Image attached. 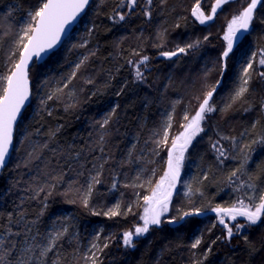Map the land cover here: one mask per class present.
<instances>
[{
	"label": "trees",
	"instance_id": "obj_1",
	"mask_svg": "<svg viewBox=\"0 0 264 264\" xmlns=\"http://www.w3.org/2000/svg\"><path fill=\"white\" fill-rule=\"evenodd\" d=\"M193 1L196 0H165V3L161 4L160 0H156L149 20L142 15L141 7L138 6L123 23H114L108 17L114 14V10L122 12V8H117L119 0H104L103 3L101 0H91L86 13L63 45L44 63H34L30 68L29 79L31 89L34 90L33 96L16 126L14 144L19 143L22 132L28 137L29 134L35 133L36 129L41 131L39 135H31L29 145L24 143L23 147L17 148L19 151H12L7 167L0 174V212L6 214L24 210L28 220L36 219L42 207L44 193L31 200L28 197L32 193L25 192L24 189L29 183H36L33 177H37L39 182L45 180L46 177L42 174L44 171H64V180L52 189V194L46 201L47 210L39 218L37 225L39 231L45 233L54 228L60 220L65 221L66 214H69L65 223L68 224L69 235L60 241L55 252L49 253L47 264H52V259L57 254L61 256L62 264H89L84 257L91 255L89 249L93 242L101 246L105 242L108 243L102 253H97L102 264H194V261L200 260L203 264H264L262 223L250 227L247 235H234L230 242L223 240L222 243L221 239L217 240V237H220L219 227L214 220L217 215L190 217L175 227H170L168 223L173 217L194 208L210 211L217 206L230 208L239 199L248 202L243 189L240 192L234 191L240 181L234 180L232 184L227 181L237 161L226 160L221 163L217 159L213 144L221 135L235 136L241 142L264 136V113L260 107L264 101V79L257 74L264 71V66L259 65V54L264 52V23H261V20H264V5H259L255 10V19L250 31L246 32L226 59L227 68L212 101L216 110L206 114V119L202 121L204 130L185 151L178 187L169 202L168 212L161 217L160 227L152 225L146 237L135 240L134 247L129 250L124 249L119 240L123 232L143 224L141 216L144 202L139 197L146 194L151 196L163 176L171 140L184 131L181 125L188 122L183 119L185 112L189 119L194 116L204 93L219 80L220 57L225 49L222 48L223 42L219 35L209 33L207 40L203 39L198 46L188 49L186 53H178L171 59L162 57L152 61L161 51H173L177 48H168L169 36L174 39L176 36L182 37L179 42L186 38L187 43L182 44L184 47L191 43L190 38L196 30L202 32L203 28H213V23L217 22L226 5H235L236 14L248 5V0H229L221 7L212 23L201 25L194 20L191 10L188 9H193L200 0ZM213 2L215 0H203L200 9L204 8L208 13ZM36 6L38 0H0V75L6 74L17 61L22 47H17L15 43V31L23 18L28 21L27 12L34 10ZM230 12L231 15L234 14V11L230 10L227 15ZM224 20L225 18H222L221 21ZM84 23L91 24L93 29L91 35L88 33V27L84 30L88 44L81 47L74 41L73 46L68 48L70 38L78 34V27L84 26ZM158 33H163L164 38L160 39ZM160 44L164 46H153ZM251 46L258 55L253 60L254 71L250 70L253 75L248 92L233 102L231 97L241 83L242 72L237 57ZM134 51L139 55H134ZM12 52L13 59L8 60ZM92 52L95 55H91ZM80 55L87 56L88 59L77 70V75L71 80L73 82L69 87L64 88L65 95L60 99L47 101V104L42 106L41 99L46 100L49 93L63 88L65 79H68L76 64L80 62ZM140 56L149 57L147 65L150 70L144 75L143 82L135 79L132 65L128 63L129 60L135 61ZM76 80L78 82H75ZM87 80L93 82L86 83ZM151 90L154 95L150 94L153 93ZM70 91L75 93L74 97L67 95ZM72 103L76 106L66 110L65 105ZM229 104L231 107L226 108ZM114 107L116 113L107 126L109 135L105 145V154L111 155L112 159L104 166L100 176L102 182L95 185L89 206L85 208L75 191H68L67 195L65 192L72 181H76L74 187L86 190L88 178L95 174L90 172L92 160L101 156L98 149L88 151V145L96 140L102 131L95 122L101 120ZM49 111L52 115H48ZM166 113L172 117L169 139L166 145L162 144L157 148L154 141L163 137ZM257 121L259 123L256 128L252 129V124ZM57 127L61 130L56 134L55 142L50 143L48 149L41 150L37 147L41 159L33 161L25 168L23 162L27 152L32 150L33 145L47 141L48 137L44 133ZM155 133L159 135H154ZM241 133L246 135L241 137ZM221 143L231 148V141ZM69 144L74 145L77 151L84 150L80 163H74V170H69L63 157H54L50 150L58 146L66 149ZM133 144L136 145L133 155L140 159L131 165L121 166L120 162L128 158V150ZM154 151H158L159 155H155ZM17 164L21 166L17 168ZM80 164L84 167L81 168ZM257 165H260V168ZM141 169V179L136 181L135 177ZM153 169L155 174L152 176ZM262 169L264 148L257 147L249 171L259 175ZM79 172L84 174L78 175ZM149 179L153 186L148 192V186L145 188V185ZM241 179L247 180V177ZM114 180L117 185L115 188L112 187ZM132 183L142 186L125 187V184ZM13 184L17 186L9 192L8 189ZM257 184L264 189V179L257 181ZM22 198L24 203L21 205ZM71 200L76 202H68ZM116 202L119 203L118 211L121 214L112 217L103 215L110 208H114ZM93 210L101 214L92 215ZM54 221L57 222L54 224ZM4 222V219H0V223ZM13 228L18 230L15 225ZM97 233L100 234L99 240H96ZM245 236L248 238L247 243ZM197 238H200L202 243L198 248L192 249L191 244ZM9 239L19 242L23 238L15 236ZM213 241L216 243L212 244ZM209 245L211 252L207 259H204L203 254ZM250 248L256 249L254 254Z\"/></svg>",
	"mask_w": 264,
	"mask_h": 264
},
{
	"label": "snow or ice",
	"instance_id": "obj_2",
	"mask_svg": "<svg viewBox=\"0 0 264 264\" xmlns=\"http://www.w3.org/2000/svg\"><path fill=\"white\" fill-rule=\"evenodd\" d=\"M90 0H38V6L34 10L27 12L28 22L21 29L23 35L17 40V44L22 47L20 51L19 59L14 65L8 70L6 74L0 75V169L6 166L8 156L14 145V125L18 120L19 114H21L22 108L25 106L26 101L29 100V81H28V67L29 61L32 58L39 57L40 54L47 49H51L57 41L60 39V34L65 30V26L69 25L74 21L81 13L86 10L87 5ZM104 0H101L103 3ZM229 0H216L211 8V13L206 15L205 12L200 10V5H197L192 9V15L201 24H205L207 21L213 19L214 14L217 9L221 8L224 4L228 3ZM160 3H165V0H160ZM153 4V0H143V4L140 0H119L117 8H126L127 11L120 12L115 11L114 14L109 16L108 19L112 20L114 23L122 22L132 14L136 7H142V15L145 17L151 16L150 6ZM258 5H264V0H250L247 7L240 12L239 15L233 16L231 21L228 23L227 31L223 37L227 41L225 50L222 52L220 61V73L223 75L226 71V59L233 49L234 41L238 38V33L241 31H250L251 24L255 19V10ZM264 23V20H261ZM93 32L92 28L88 29L89 35ZM160 39L164 38L163 33H158ZM208 37L205 36L204 40ZM27 40V43L24 41ZM85 43H87L85 41ZM200 41L194 43H189L184 47L177 46L173 51H161L159 55L166 59H171L177 56L178 53H186L188 49H192L198 46ZM81 47L84 45L81 44ZM154 47H163V44L153 45ZM95 55L94 52L90 53ZM134 55H139L135 52ZM258 54L256 52L252 53V57L255 58ZM261 58L259 59V65L264 66V52L259 54ZM13 56L10 54L8 60H12ZM88 59L87 56L84 57L78 64H76L75 69L72 71L71 75L68 77L67 82L64 84L63 88H57L55 91L47 95V99H41V105H46L47 101L54 99H60L65 95L64 88H68L71 80L76 77L77 70L85 63ZM149 60L148 56H142L138 61L129 60L128 63L133 65L135 72V79L137 81L143 82L145 77L141 70L142 67H146V62ZM254 71L253 61L250 59L247 62V66L243 68L242 75L240 77L241 83L237 90L232 95L231 99L233 102L239 100L241 97L248 92V85L252 78ZM261 79H264V71L257 73ZM92 80H87L86 83H92ZM221 83L217 80L215 84L210 86V90L204 93L202 101L199 103V107L195 112V115L189 119L187 112L183 119L188 121L186 124L181 125L184 131H182L178 136L172 138L171 147L167 149V169L164 171L163 176L157 182L156 187L153 189L151 196H144L143 199L148 207L144 209V215L141 216L143 220L142 226H136L133 231H125L122 235V244L125 247H134V237H139L149 232L150 225L159 226L162 223L161 217L164 213L169 210V202L172 196V189L176 187L177 182L180 178V170L185 160V151L188 149L189 145L192 144L193 140L204 130L202 127V121L206 119L207 113H212L215 111V107L212 103L214 93L217 90V86ZM69 97H74L75 93L70 91L67 93ZM119 95V93H117ZM76 104H66V110L71 107H75ZM231 107V105H226ZM261 112L264 113V101L261 102ZM174 110V109H173ZM225 109H221L224 111ZM246 111L248 109H245ZM116 113V108H112L111 111L99 120L95 124L98 125L100 132L98 138L88 145V151L93 152L99 150L101 156L94 157L92 160V169L90 172H94V175H90L87 182L86 190L80 187H74L76 181L69 183V189L66 190L65 195L68 191H75L80 199L81 203L85 208L89 206V200L93 194L95 185L100 184L101 173L104 166L109 163L112 159L111 155L105 154V145L107 143V136L109 135L108 127L110 121ZM48 115H52L51 111ZM171 115H169L168 122L163 129L162 139H157L154 141L157 148L162 144L166 145L169 139L168 129L171 127ZM259 121L252 124V129H255ZM60 127L55 129H49L47 133H44L48 137L47 141L39 145H33L32 150L28 151L23 162L25 168L29 167L33 161L40 160L41 156L37 152V147L41 150L48 149L50 143H54L56 139V134L60 132ZM40 129L35 130V135L40 134ZM25 139H30L31 135ZM154 135H159L155 133ZM246 133H241L240 136L244 137ZM231 141V148L226 147L221 142ZM25 141H21L24 143ZM136 145L133 144L128 150L127 159L120 162L121 166L128 164L131 165L137 162V157H134L133 150ZM257 147L264 148V136H260L255 139H250L241 142L235 136L229 137L221 135L220 139L213 144V148L217 153V159L223 163L226 160L237 161L236 166L230 171L227 181L229 184L234 183V180H239V184L234 188V191L240 192L244 190V196L246 197L248 203H245L244 199H239L230 208H221L217 206L213 208L212 211L217 213V220L220 225L226 230L223 239L226 241L231 240L234 235L241 234V230L248 227L257 225L258 223L264 222V189H261L257 181L264 179V169L261 170L259 175L249 171V165L252 161L253 155ZM53 156H61L64 159L65 165H67L69 170H74V163H80V157L82 156L84 150H75V146L69 144L67 148H51L50 149ZM17 151H19L17 149ZM234 153V154H230ZM155 155H159L158 151H154ZM50 163V162H49ZM21 165L17 164L16 167L19 168ZM83 168L84 165L80 164ZM260 168V165H257ZM45 168H48V163L45 164ZM141 169L137 176L136 181L141 179ZM46 179L42 182L38 181L37 177H33V181L36 183H29V185L24 189L25 192H31L32 195L28 199L35 200L44 193L43 200H41L42 207L40 209L39 215L34 220H28L27 213L24 210H17L14 212H7L6 214L0 212V219H4L6 222L0 223V264H47V258L49 253L56 251L60 241L65 239L69 235V228L65 224L60 227H54L51 230L41 233L37 227L39 223V218L42 217L47 210L46 201L52 194V189H54L58 184H60L65 177L63 170L56 172L55 169H50L42 173ZM78 175H83V172L77 173ZM153 174H155V169H153ZM247 177V180L241 179V177ZM150 182V179H149ZM17 185L13 184L8 189L10 192L12 188ZM116 182L113 181L112 187L115 188ZM141 184L132 183L125 184V187H138ZM190 187V185H189ZM75 203V200L68 201ZM24 203V199H21V205ZM238 204V206H237ZM119 203L115 205L114 208H110L108 211L104 212L105 216H116L121 214L119 211ZM129 211L131 209L129 208ZM101 213L93 210L92 215H99ZM126 215V213H124ZM203 209L194 208L192 211L183 212L178 217H173L168 223H175L177 220H183L187 216L192 215H202ZM227 217V220L225 219ZM238 217H242L245 223H235L230 226L228 221H237ZM59 220V218H57ZM57 221H54L55 224ZM13 225L16 226L18 230H14ZM216 225L214 224L213 227ZM235 229V231H234ZM20 236L22 241H16L14 239H9V237ZM100 239V234H96V240ZM221 237H217V240ZM245 242H248V238L244 237ZM202 243L200 238H197L194 243L191 244L192 249L198 248ZM213 241L212 244H215ZM108 247V243L105 242L102 246L98 243L93 242L90 246L89 251L91 255H85L84 259L89 262V264H102L101 258L97 253H102L105 248ZM250 251L254 254L256 249L250 248ZM211 252V245L204 252V259ZM52 264H62V259L59 254L52 259ZM194 264H203V261H194Z\"/></svg>",
	"mask_w": 264,
	"mask_h": 264
},
{
	"label": "rangeland",
	"instance_id": "obj_3",
	"mask_svg": "<svg viewBox=\"0 0 264 264\" xmlns=\"http://www.w3.org/2000/svg\"><path fill=\"white\" fill-rule=\"evenodd\" d=\"M140 3L141 4H143V0H140ZM155 3H156V0H153V4L150 6V10L152 11V9H153V7H154V5H155ZM214 3V2H213ZM213 3L211 4V6H210V8H209V10H208V13H206L205 12V9L204 8H202V9H200L201 11H203V12H205V14L206 15H208V14H210V12H211V8H212V6H213ZM248 3H250V0H248ZM227 7H225L224 9H223V12H222V14H221V16L219 17V19H221L222 20V18H225V20L222 22V24L219 22L218 23V20H217V22L215 21L214 23H213V28H201L202 29V32L199 30V31H195V33H194V35L190 38V42L191 43H194V42H196V41H202L203 39H204V37L205 36H207L209 33H213V34H215V35H219V39L223 42V45H224V49L226 48V45H227V41H225L224 39H223V37H224V35H225V33H226V31H227V26H228V23L231 21V19L233 18V16H236V15H239L240 13H238V14H236V12H235V8L236 7H234L235 5H226ZM229 6V7H228ZM140 7V6H139ZM226 8H228L227 10H226ZM244 9V8H243ZM122 10V12H124V11H126L127 9L126 8H122L121 9ZM191 10V13H192V9H190ZM230 10H232V11H234V14L232 13V15H231V12H230V14H228L227 15V12L228 11H230ZM141 11H142V7H141ZM231 15V16H230ZM126 19H127V17H126ZM147 20H149V17H147ZM195 20V19H194ZM194 20H193V22H194ZM125 21V20H124ZM196 21V20H195ZM220 21V20H219ZM28 21H27V19L25 20L24 18L22 19V22H19L18 23V27H17V29H16V31H15V43H16V45H17V47H18V44H17V40L19 39V37L21 36V35H23V33H22V31H21V29L25 26V24L27 23ZM121 23H123V21L121 22ZM218 24H221V27H220V25H218ZM15 26H16V24H15ZM215 26H218V27H216L215 28ZM91 28V24H86V23H84V26H81V27H78V29L77 30H79L78 31V34H75V35H73L71 38H70V42H69V44H68V48H70V47H72L73 46V43H74V41H77V43H79V45H81V44H83L84 46L86 45V44H88V42H89V40H88V37H84L85 36V32H84V30L86 29V28ZM200 28V27H199ZM221 28V31L219 32V31H217V30H219V29ZM81 29V30H80ZM204 29H205V31H204ZM217 29V30H216ZM13 30H14V28H13ZM88 40V41H87ZM179 40H182V37H179V36H176L175 37V39L173 38V37H171V36H169L168 37V39H167V45H168V48L170 47V48H176L177 46H180V47H182V44H184V43H187V40H186V38H184L183 39V42L182 41H180L179 42ZM85 41L87 42V43H85ZM24 42H26V40L24 41ZM182 42V43H181ZM83 46V47H84ZM223 49V50H224ZM253 52H255V50H254V47L253 46H251V47H249V48H247V50L245 51V52H243V53H239V55H238V57H237V59H239V61H240V64H241V69L243 70V68L244 67H246L247 66V62L251 59L252 61L254 60V58L252 57V53ZM10 54H13V52L12 53H10ZM83 57H84V55H80V58H79V60L81 61L82 59H83ZM142 56H140V57H138L135 61H138L140 58H141ZM18 58H19V56H18ZM151 58V57H150ZM157 58H162L160 55H158V56H156L155 58H154V60L152 61V62H154ZM18 60V59H17ZM149 61V60H148ZM148 61L146 62V67H142L141 68V70L143 71V73H144V75L146 74V72L147 71H149L150 70V67H149V65H147V63H148ZM17 62V61H16ZM132 72H133V74H134V72H135V69H134V67H133V65H132ZM241 75H242V72H241ZM134 77H135V75H134ZM67 80L68 79H65V82H67ZM73 81H71V83H72ZM75 82H78V80H76ZM241 82V81H240ZM169 113L167 114H165L164 115V125H163V127L166 125V123L168 122V119H169ZM171 126H172V121H171ZM169 130H170V128L168 129V133H169ZM21 135H20V140H19V143H17V144H14L13 145V151H14V149H17V148H19V147H23V145H24V143L25 144H27V145H29L30 144V142H31V140L30 139H25L26 138V135L22 132V133H20ZM25 141L24 143H21V141ZM154 174L152 173V176H153ZM88 180H89V178H88ZM146 186H148V192H149V190H150V188L153 186V183H147L146 185H145V188H146ZM145 190V189H144ZM145 196H149V194H146ZM144 197V196H143ZM143 197H139V199L140 200H142L143 202H144V206H143V215L145 214L144 213V209L145 208H147L148 207V204H146L145 203V201H144V199H143ZM118 202H116V204H117ZM246 203V202H245ZM115 204V205H116ZM64 214H66V213H64ZM69 218V214H66V217H65V221H63V220H60L59 221V223L58 224H56L55 225V227H60V226H63V225H65V223L67 222V219ZM225 219L227 220V217H225ZM240 219V220H239ZM215 223H216V225L219 227V232H220V237H221V243H222V241L224 240V241H226L225 239H223V237L225 236V233H226V230L223 228V226L222 225H220L219 223H218V220H217V216L215 217ZM242 220V221H241ZM229 222V224H230V226H232V225H234L235 224V222L237 223V222H239V223H245V221H244V219H242V217H238L237 218V221H228ZM259 224H261V223H258L257 225H254V227L255 226H258ZM262 224H264L263 222H262ZM261 224V225H262ZM67 226H68V224H66ZM143 225V224H142ZM142 225H140V226H142ZM152 225H150V227H151ZM251 227H253V226H251ZM250 227H248V228H246V229H243V230H241V234H239V235H235V236H240V235H243L244 233H245V235H247V230L249 229ZM52 229V228H51ZM134 230H135V227L133 228V230H130V231H133L134 232ZM234 231H235V229H234ZM148 233V232H147ZM147 233H145L144 235H142V236H139V237H134V241L135 240H137V239H139V238H145L146 237V235H147ZM120 239V241L122 242V237H119ZM226 242H229V241H226ZM123 248L124 249H126V250H129L130 248L129 247H125L124 245H123Z\"/></svg>",
	"mask_w": 264,
	"mask_h": 264
},
{
	"label": "water",
	"instance_id": "obj_4",
	"mask_svg": "<svg viewBox=\"0 0 264 264\" xmlns=\"http://www.w3.org/2000/svg\"><path fill=\"white\" fill-rule=\"evenodd\" d=\"M202 2H203V0H200V1L198 2L199 5H201ZM215 2H216V0H215ZM215 2H214V3H215ZM90 3H91V0H90L89 4L87 5L86 10H85L83 13H81V14H80V15H79L74 21H72L69 25H66V26H65V30L60 34V39L57 41V43H56L51 49H47L46 51L42 52V53L40 54L39 57H35V56H34V57L32 58V60L29 61V67H28V69H27V71H28V81H29V85H28V86H29V100L26 101L25 106L22 108L21 114H19V116H18V120H17L16 124L14 125V136H15L16 126H17L19 120L21 119V117H22L24 111L27 109V107H28V106L30 105V103H31L32 90H31V81H30V79H29V70H30V68L33 66L34 63H36V64H42V63H44L45 60H46V59H47L52 53H54L55 51H57V50L63 45V43L67 40V38L69 37V35H70L71 32L73 31V29L79 24L81 18H82V17L84 16V14L86 13V11H87V9H88ZM258 6H259V5H258ZM220 10H221V8L217 9V12L214 14L213 19L210 20V21H207L205 24H202V25H208V24L212 23V22L214 21L216 15H217V13H218ZM211 14H212V13H211ZM194 18H195V17H194ZM195 19H196V18H195ZM197 21H198V20H197ZM198 22H199V21H198ZM200 24H201V23H200ZM245 34H246V32H244V31H241V32L238 33V38L234 41L232 51L235 49V47H236L237 44L240 42V40L244 37ZM25 43H27V40H26ZM21 51H22V50H21ZM232 51H231V52H232ZM230 54H231V53H230ZM230 54H229V55H230ZM177 55H178V54H177ZM18 59H19V58H18ZM17 61H18V60H17ZM225 62H226V61H225ZM222 78H223V75L220 74V78H219V80L221 81V83H222ZM221 83L217 86V88L221 85ZM170 147H171V146H170ZM170 147H169V148H170ZM12 151H13V148H12V150H11V152H10V155L8 156L7 163H6V166H5V167H7L8 163H9V160H10V157H11V154H12ZM167 158H168V152H167ZM5 167H4V168H5ZM4 168H3V169H4ZM3 169H0V174L2 173ZM166 169H167V160H166ZM178 183H179V181L177 182L176 187H175L174 189H172V196L174 195V193H175L176 190H177ZM172 196H171V198H172ZM215 215H217V213H216V212H213L212 210H210V211H203V214H202V215H192V216H187V217H185L183 220H180L179 222L169 223V226H170V227L179 226V225L182 224L186 219H188V218H190V217H202V218H203V217H207V216H215ZM158 227H160V225H159Z\"/></svg>",
	"mask_w": 264,
	"mask_h": 264
},
{
	"label": "bare ground",
	"instance_id": "obj_5",
	"mask_svg": "<svg viewBox=\"0 0 264 264\" xmlns=\"http://www.w3.org/2000/svg\"><path fill=\"white\" fill-rule=\"evenodd\" d=\"M196 1H197V0H196ZM196 1H193V2H196ZM197 2H198V1H197ZM193 6H194V5H193ZM258 7H259V6H258ZM190 8H191V7H189L188 9L190 10ZM192 8H193V7H192ZM126 11H127V10H126ZM129 16H130V15H129ZM191 18H192V17H191ZM219 20H220V21H219ZM219 20H218V23H219V22L221 23V19H219ZM134 22H135V21H134ZM189 24H190V23H189ZM218 25H220V27H221V24H218ZM216 27H218V26H215V28H216ZM218 29H219V28H218ZM150 30H151V29H150ZM216 30H217V29H216ZM217 31L220 32V31H221V28H220L219 30H217ZM223 47H224V45H223ZM223 47H222V48H223ZM223 49H224V48H223ZM220 64H221V62H220ZM220 66H221V65H220ZM176 73H177V72H176ZM176 73H175V74H176ZM36 78H37V77H36ZM38 78H39V77H38ZM41 78H43V77L41 76ZM39 79H40V78H39ZM36 80H37V79H36ZM41 80H42V79H41ZM41 80H40V82H41ZM38 81H39V80H38ZM95 81H96V80H95ZM97 81H98V80H97ZM33 82H35V81H33ZM35 83H36V82H35ZM36 84H37V83H36ZM31 86H32V85H31ZM141 88L144 89V87H141ZM141 88H140V89H141ZM37 89H38V88H36V90H37ZM31 90H32V89H31ZM138 90H139V89H138ZM152 90H153V89H152ZM152 90H151V91H152ZM32 91H34V90H32ZM145 91H147V90H145ZM145 91H144V92H145ZM140 92H141V91H140ZM147 92H148V91H147ZM152 92H153V91H152ZM148 93H149V92H148ZM150 94H153V95H154V92H153V93H150ZM32 96H33V95H32ZM148 97L150 98V96H148ZM151 97H152V95H151ZM31 98H32V97H31ZM145 99H146V98H145ZM145 99H144V101H146ZM152 99H153V97H152ZM152 99H150V100H152ZM150 102H151V101H150ZM214 151H215V150H214ZM83 189H84V188H83ZM192 218H193V217H192ZM194 218H195V217H194ZM200 218H202V217H200ZM203 218H204V217H203ZM242 219H244V218H242ZM239 220H240V219H239ZM241 221H242V220H241ZM244 221H245V220H244ZM235 223H236V222H235Z\"/></svg>",
	"mask_w": 264,
	"mask_h": 264
},
{
	"label": "flooded vegetation",
	"instance_id": "obj_6",
	"mask_svg": "<svg viewBox=\"0 0 264 264\" xmlns=\"http://www.w3.org/2000/svg\"><path fill=\"white\" fill-rule=\"evenodd\" d=\"M246 203H248V202H246Z\"/></svg>",
	"mask_w": 264,
	"mask_h": 264
}]
</instances>
